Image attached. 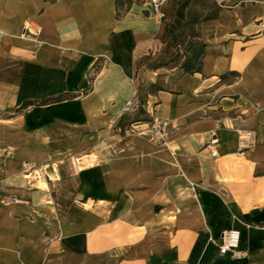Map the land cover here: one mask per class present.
<instances>
[{
    "label": "crops",
    "instance_id": "1",
    "mask_svg": "<svg viewBox=\"0 0 264 264\" xmlns=\"http://www.w3.org/2000/svg\"><path fill=\"white\" fill-rule=\"evenodd\" d=\"M162 10L0 0V264H264V0Z\"/></svg>",
    "mask_w": 264,
    "mask_h": 264
},
{
    "label": "built area",
    "instance_id": "2",
    "mask_svg": "<svg viewBox=\"0 0 264 264\" xmlns=\"http://www.w3.org/2000/svg\"><path fill=\"white\" fill-rule=\"evenodd\" d=\"M148 2L153 6L156 14L164 17L163 5L167 0H148ZM140 107V97L138 91H135L131 98L127 101L124 112L136 110ZM149 138L152 142L157 145H166L167 138L169 136L167 132L166 125L154 121L148 130ZM214 142H217L215 140ZM256 145L254 133L251 131H240L239 132V142L238 149L240 152H244L253 149ZM217 156V153H215ZM19 203V200L15 197H0V214L4 207ZM241 243V232L236 229H231L223 232L221 237V243L218 245L219 254L227 255L231 254L233 258L240 259L247 257V252L240 251Z\"/></svg>",
    "mask_w": 264,
    "mask_h": 264
},
{
    "label": "trees",
    "instance_id": "3",
    "mask_svg": "<svg viewBox=\"0 0 264 264\" xmlns=\"http://www.w3.org/2000/svg\"><path fill=\"white\" fill-rule=\"evenodd\" d=\"M134 0H116V10H117V18H121L122 16V11L128 10L131 5L133 4ZM197 37L196 31H195V22L194 21H190L187 22L184 25V31L182 33V35L175 40V46L179 43H185L188 39H194ZM63 98V96L55 98V99H50V100H44L41 103H47L50 101H55V100H61ZM27 105H33V104H25V106Z\"/></svg>",
    "mask_w": 264,
    "mask_h": 264
}]
</instances>
